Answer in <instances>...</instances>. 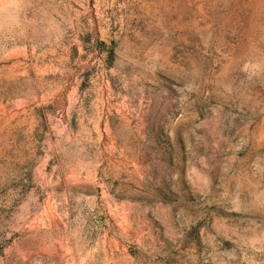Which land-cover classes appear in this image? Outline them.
Masks as SVG:
<instances>
[{"label": "rangeland", "instance_id": "rangeland-1", "mask_svg": "<svg viewBox=\"0 0 264 264\" xmlns=\"http://www.w3.org/2000/svg\"><path fill=\"white\" fill-rule=\"evenodd\" d=\"M93 210L90 264H264V0H0V264Z\"/></svg>", "mask_w": 264, "mask_h": 264}, {"label": "crops", "instance_id": "crops-1", "mask_svg": "<svg viewBox=\"0 0 264 264\" xmlns=\"http://www.w3.org/2000/svg\"><path fill=\"white\" fill-rule=\"evenodd\" d=\"M126 157L127 160L129 161L128 155H126ZM130 161H131L130 164L127 163L126 166L130 165L133 168L134 161L133 160ZM80 169H82V167H80L78 170ZM127 201H128V197L124 199L113 198L114 207H116V211L114 212L116 217L127 218V219L131 217V215L133 214L131 209L132 205H128L126 203ZM98 214L99 213L95 210L87 212V215L90 218L92 217V219H94L89 224L95 226L93 227L94 229L92 231L83 233L84 237L81 236L80 239L72 235L69 240H66L61 243L62 246L60 247L74 252L71 256L72 263L90 264L93 260L100 258V253L102 251H114L125 248V244L122 243L119 237V233L117 232L114 233L110 229L102 230L98 228L100 222L95 220L99 218ZM118 231L123 232L124 230L119 229ZM81 250L86 251V253L85 254H83V252L81 253L80 252Z\"/></svg>", "mask_w": 264, "mask_h": 264}, {"label": "trees", "instance_id": "trees-1", "mask_svg": "<svg viewBox=\"0 0 264 264\" xmlns=\"http://www.w3.org/2000/svg\"><path fill=\"white\" fill-rule=\"evenodd\" d=\"M100 44H102L103 46H106V44L104 42H101ZM114 43L113 46L110 47V49L108 50L109 52V58H110V62L112 63L114 61L115 58V48H114Z\"/></svg>", "mask_w": 264, "mask_h": 264}]
</instances>
